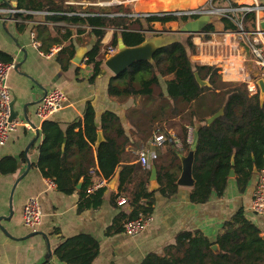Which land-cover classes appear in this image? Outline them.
Returning a JSON list of instances; mask_svg holds the SVG:
<instances>
[{"label":"trees","instance_id":"obj_1","mask_svg":"<svg viewBox=\"0 0 264 264\" xmlns=\"http://www.w3.org/2000/svg\"><path fill=\"white\" fill-rule=\"evenodd\" d=\"M65 2L66 0H60L59 6H48L58 10L50 18L91 26L96 37L93 47L87 52L86 63L93 68L91 82L102 74L99 59L104 56L103 50L109 45L117 47L119 37L127 46H136L146 40V30L153 29V22L165 25L168 22L185 23L199 18V15L173 14H154L145 19L110 15L131 11L123 5L101 7L94 15L68 17L61 13L76 11V8ZM0 5L5 3L0 2ZM17 7L41 10L47 7V3L17 0ZM84 11L91 13L87 9ZM23 17L31 19V15ZM237 17L242 19L245 30H255L256 11L238 13ZM219 18L225 29L238 30L237 23L231 18ZM215 23L212 20L204 31H214ZM19 25L23 27L27 23ZM110 29H113V37L108 46H105L102 40ZM65 32V38L72 35L69 29ZM193 37L192 34L185 35L184 40L157 50L153 63L138 61L119 75L110 76L108 94L121 100L141 98L140 104L127 112L133 127L132 134H140L143 140L153 137L155 133L163 132L168 136L164 143L166 150H159L158 157L152 162V167L157 169L160 184L157 191L162 194L172 195L178 190L177 180L182 169L181 154H188L192 148L188 126L197 128L193 165L195 184L190 199L193 203L201 204L207 202L212 195L220 196L225 192L232 170L236 173L240 190H244L255 175L254 169L259 171L263 167L264 104L261 103L258 86L256 92L252 93L246 82L224 81L217 66L192 61L191 55L197 53ZM53 41L46 45H52ZM61 54L64 55L62 66L67 69L76 50L72 44H67ZM0 60L13 62L12 56L3 51H0ZM195 72L202 79L208 80L210 86H200ZM262 76L260 73L256 78ZM161 77L165 79L166 91L161 86ZM223 106L224 114L208 124L207 118ZM177 118L181 119L178 132L180 147L176 146L173 137L169 135V129L175 127L172 121ZM99 129L102 130L104 139L96 148L98 172L95 176L90 173L94 167L90 168L91 158L88 152L98 142ZM41 132L43 142L39 146L36 165L57 189L65 193L75 191L82 180L79 210L98 208L104 200L106 185L90 192L88 189L93 188L96 179L108 181L118 174V192L112 195V201L115 203L120 195L125 196L129 200L131 211L120 212L110 230H123V220L133 218L141 211L152 213L157 192L149 190L152 167L143 170L139 163L134 162L132 153L127 150L130 137L117 113L104 111L98 127L95 108L89 102L84 117L71 122L65 130L59 122L49 119L43 122ZM76 150L86 151L71 160L72 153ZM21 160H26L25 152L19 157H4L0 160V173H16ZM143 198L147 201L145 205L141 203ZM215 244L218 249L213 248ZM98 251L99 242L93 236L81 233L65 239L55 249V255L66 264H93ZM142 264H264V239L261 230L240 209L225 222L214 240L199 229L182 231L177 235L175 243L166 247L165 252L147 254Z\"/></svg>","mask_w":264,"mask_h":264},{"label":"crops","instance_id":"obj_2","mask_svg":"<svg viewBox=\"0 0 264 264\" xmlns=\"http://www.w3.org/2000/svg\"><path fill=\"white\" fill-rule=\"evenodd\" d=\"M39 1L47 3V7L42 10L58 12L48 6H59L60 0ZM100 1L106 0H66L65 4L75 7L76 11L61 14L68 17H84L70 13L84 12L87 15H94L103 7ZM0 2L6 6L14 5L17 0ZM210 4L215 7L229 4L249 7L255 4L264 5V0H131L124 7L139 12H184L210 7ZM84 9L91 13L85 12ZM263 11L259 13L262 20ZM50 16L31 15L32 22L23 27L14 21H0V51L11 55L15 63V68L10 71L8 78V84L17 98L15 107L19 111V116L30 121L34 127L33 130L19 127L5 145H0V160L6 156L19 157L21 153H26V160L20 161L16 173H0V264H43L50 261L66 264L55 255V249L68 237L81 233L89 234L99 242V251L93 264H142L147 254L165 252L166 247L174 244L177 235L182 231L199 229L214 240L225 222L240 209L244 210L247 218L261 230V235H264V215H258L251 210L258 173H255L244 190H240L237 176L230 177L222 195L214 194L207 202L201 204L193 203L190 199L193 186L178 185V190L172 195L157 191L152 211L153 220L138 237H130L122 229L110 230L120 212L131 211L130 204L120 207L117 200L115 203L112 201V195L118 192V174L107 181L102 204L98 208L84 210H79L82 180L79 182L80 188L78 184L75 191L65 193L43 175L36 165L39 159V146L43 142L41 132L43 122L39 121L36 108L52 87H60L66 95L64 107L50 119L59 122L64 130L74 120L84 117L86 105L90 102L96 111L98 127L101 125L104 111L111 110L120 116L130 137L127 150L132 153L134 162L137 161L139 149L152 138L143 140L140 134H132L133 127L127 117L128 110L140 104V97L121 100L110 96L108 83L110 76L113 75L107 74L106 71L109 69L104 64L102 74L93 82L90 81L93 68L84 62V58L96 40L91 26L66 20L55 21ZM33 21L40 23L36 24ZM68 29L72 35L65 38L64 33ZM33 31L36 32V36L38 35L42 45L40 49L33 45ZM167 33L172 32L167 31L164 34ZM149 36L158 35L148 33L147 37ZM179 36L184 40V35ZM193 36L197 56L193 55L191 59L199 64L220 63L224 81L246 82L250 88L252 85L257 87L256 80L264 78L263 76L256 78L262 71L254 62L248 45L238 40L235 30L225 29L221 21H216L214 31H204ZM112 37L113 30L110 29L102 43L106 46ZM49 41H53L50 46L46 45ZM59 43L72 44L76 50L75 57L78 51L84 50L82 60L78 63L74 57L67 69H64L62 66L64 55L60 53L50 57L47 55L50 48ZM260 43L264 45L262 39ZM103 51L105 55L106 50ZM160 83L166 91L163 77L160 78ZM172 123L175 127L169 129V134H173L178 140L181 119L177 118ZM188 129L190 141L193 143L196 141L197 128L188 126ZM99 132L102 133V130L99 129ZM161 149L162 152L166 150L164 146ZM82 152L74 151L71 160L76 159ZM96 154V146H92L88 152L91 158L90 168H98ZM93 189L96 188L90 187L88 191ZM33 196L38 197L43 212L42 224L36 231L26 226L23 220L24 205Z\"/></svg>","mask_w":264,"mask_h":264},{"label":"built area","instance_id":"obj_3","mask_svg":"<svg viewBox=\"0 0 264 264\" xmlns=\"http://www.w3.org/2000/svg\"><path fill=\"white\" fill-rule=\"evenodd\" d=\"M131 0H106L100 1V5L104 6H118V5H127ZM73 3V2H71ZM256 11L258 13L256 28L253 31H247L243 28V22L241 18H238V13H243L247 11ZM264 10V5L255 4L249 7H236L229 4V6L215 7L210 4V7L197 8L195 10L177 12V11H162V12H139V11H129L127 13L117 12L110 15H126L131 18H146L154 14L158 15H219L231 18L238 25L237 38L239 41L244 42L248 45L249 50L252 54L253 60L256 65L262 71L264 76V45L260 43V37L264 36V32L260 26L263 21L259 16L260 11ZM56 12L47 11V10H31L19 8L15 5H0V21H14L15 23H30L31 20L26 19L23 15H54ZM70 14H79L87 15L86 13H70ZM235 16V17H234ZM32 22V21H31ZM33 23L39 24L38 21H33ZM42 23V22H41ZM59 25V23H56ZM113 30V29H111ZM147 33L160 35L163 34L164 30H157L153 27L152 30H146ZM167 32V31H166ZM201 33L197 34H202ZM165 33V32H164ZM258 35V36H257ZM32 37L34 39L33 45L40 49L41 43L37 39L36 32H32ZM64 43H59L53 45L48 51L47 55L53 56L59 54L63 47ZM118 47L109 45L105 51L103 59H99V62L105 64L107 56L117 52ZM88 57L85 56L84 62L86 63ZM15 68L14 62H4L0 60V145H5L10 139L12 133L18 130L19 127H25L26 129L33 130L34 127L32 123L25 118H21L19 115L15 118H11V101L13 98V92L11 87L8 84V78L10 71ZM255 85H252L249 89L252 93L256 91ZM66 100L65 92L60 87H52L49 89L42 100L39 102L36 108V115L40 122L51 119L64 107V101ZM173 137V140L176 146L180 147V140L176 139L173 134H169ZM168 140V136L164 133L154 134L153 137L148 141L146 145H143L137 154V163L141 166L143 170H149L152 167V162L158 157L159 150L164 146L165 141ZM190 141V136H189ZM98 168H91L90 173L96 176ZM51 181V180H50ZM53 183V182H52ZM106 179H97L94 185V188H98L106 185ZM146 199L141 200L142 204H146ZM117 204L120 207L129 205V200L125 196L120 195L117 199ZM251 210L252 212L258 215H264V165L258 171L256 185L252 194L251 200ZM42 207L38 197H30L24 205L23 209V220L24 224L34 231H36L42 224ZM153 220L152 213L139 212L137 216L133 218H126L122 222L123 232L130 237H138L147 229L149 223ZM43 264H59L57 261L45 262Z\"/></svg>","mask_w":264,"mask_h":264},{"label":"water","instance_id":"obj_4","mask_svg":"<svg viewBox=\"0 0 264 264\" xmlns=\"http://www.w3.org/2000/svg\"><path fill=\"white\" fill-rule=\"evenodd\" d=\"M17 6V3L14 4ZM211 14H204L199 16L197 19L187 21L183 26H181L176 31H171L172 33L162 34L158 36H149L141 44L136 46H127L123 39L120 37L118 39V50L112 55L107 56L105 60V65L113 73V76L119 75L121 72L126 70L129 66L133 65L138 61H149L154 62V54L157 50L164 48L174 42L182 41L179 34H197L204 31V28L212 21ZM262 31L264 32V20L260 24ZM178 34V35H177ZM84 50L78 51L75 60L79 63L82 60ZM195 78L200 86H210L208 80L202 79L198 72H195ZM256 85L260 90V100L262 105L264 104V78L256 80ZM17 98H12L11 101V118H15L19 115V111L16 109ZM25 110V109H24ZM224 114V106L221 107L215 114L207 118V123H212L216 118ZM98 142L96 143V148L99 146L101 141H103V133L99 132ZM196 141L192 143V148L188 154H181L182 169L178 177L177 184L181 186H194L195 179L193 176V165L195 161V147ZM254 172L257 174L258 170L255 168ZM236 173L234 170L231 171L230 177H235ZM81 187V184L78 185ZM160 184L157 180V169L152 167L150 176V186L149 190L151 192L157 191ZM264 239V235H262ZM214 249H218V245L213 246Z\"/></svg>","mask_w":264,"mask_h":264},{"label":"rangeland","instance_id":"obj_5","mask_svg":"<svg viewBox=\"0 0 264 264\" xmlns=\"http://www.w3.org/2000/svg\"><path fill=\"white\" fill-rule=\"evenodd\" d=\"M103 7H108V6H104V5H102ZM142 19H145V18H142ZM219 15H213L212 16V20H215V21H219ZM190 21V20H189ZM185 23H183V22H181V21H178L177 23H173V22H168V23H166L165 25H162L161 23H159V22H153V27H155L157 30H164V32H166V31H172V30H177V29H179L181 26H183ZM164 32H163V34H164ZM162 35V34H161ZM193 35V34H192ZM184 37V39H185V35L183 36ZM194 38V37H193ZM263 40L264 41V36L263 37H260V40ZM193 55H196L197 56V53L196 54H193ZM193 55H191V58H192V56ZM192 60V59H191ZM192 61H194V60H192ZM194 62H197V61H194ZM197 63H199V62H197ZM205 65H215V66H217L219 69H220V73H221V64L220 63H217V64H205ZM102 69V68H101ZM103 70V69H102ZM103 72V71H102ZM107 72V74H111V75H113L112 74V72H110L109 70H107L106 71Z\"/></svg>","mask_w":264,"mask_h":264},{"label":"bare ground","instance_id":"obj_6","mask_svg":"<svg viewBox=\"0 0 264 264\" xmlns=\"http://www.w3.org/2000/svg\"><path fill=\"white\" fill-rule=\"evenodd\" d=\"M105 65V64H104ZM106 66V65H105ZM107 67V66H106ZM108 68V67H107Z\"/></svg>","mask_w":264,"mask_h":264}]
</instances>
